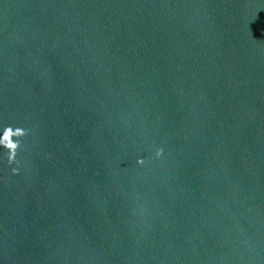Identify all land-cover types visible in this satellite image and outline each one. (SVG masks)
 <instances>
[{"label":"water","instance_id":"95a60500","mask_svg":"<svg viewBox=\"0 0 264 264\" xmlns=\"http://www.w3.org/2000/svg\"><path fill=\"white\" fill-rule=\"evenodd\" d=\"M0 264H264V0H0Z\"/></svg>","mask_w":264,"mask_h":264},{"label":"snow or ice","instance_id":"6c2138e0","mask_svg":"<svg viewBox=\"0 0 264 264\" xmlns=\"http://www.w3.org/2000/svg\"><path fill=\"white\" fill-rule=\"evenodd\" d=\"M5 139H7V136H5Z\"/></svg>","mask_w":264,"mask_h":264}]
</instances>
